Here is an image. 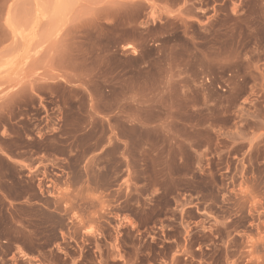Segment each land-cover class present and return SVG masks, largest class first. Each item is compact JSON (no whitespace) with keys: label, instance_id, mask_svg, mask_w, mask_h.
<instances>
[{"label":"rangeland","instance_id":"1","mask_svg":"<svg viewBox=\"0 0 264 264\" xmlns=\"http://www.w3.org/2000/svg\"><path fill=\"white\" fill-rule=\"evenodd\" d=\"M0 264H264V0H0Z\"/></svg>","mask_w":264,"mask_h":264},{"label":"crops","instance_id":"2","mask_svg":"<svg viewBox=\"0 0 264 264\" xmlns=\"http://www.w3.org/2000/svg\"><path fill=\"white\" fill-rule=\"evenodd\" d=\"M137 54H135L136 56ZM144 65V64H143ZM143 65L141 67H143ZM138 71L136 72V74H139L141 76H146L149 75L148 71L145 70H141V69H137ZM123 75H125L126 77L131 76L132 73H128V72H122ZM169 76H165V79H168ZM166 84V83H165ZM163 91H166L165 89V85H163ZM113 89H108V92H112ZM167 91H169V88L167 89ZM127 96L123 99L122 101V106H132L135 108V110L138 111L137 115L134 118V120L139 119V112H143L145 113V111L147 110H158L159 108L155 105V96L157 94H159L160 92H149L147 95L144 94V91L142 92V90L137 89L134 92H130L127 91ZM131 118V116H129V114H126V120H129ZM168 122L167 120H165L164 118L162 119H155L153 121H150L149 123H145L143 121H136V122H126L125 126H127V128L129 130H133V129H137L139 131H149V130H155L158 129L159 127H163L164 123ZM123 141H127V140H123ZM3 162L10 164L11 158L10 157H3Z\"/></svg>","mask_w":264,"mask_h":264},{"label":"snow or ice","instance_id":"3","mask_svg":"<svg viewBox=\"0 0 264 264\" xmlns=\"http://www.w3.org/2000/svg\"><path fill=\"white\" fill-rule=\"evenodd\" d=\"M127 2H130V0H103V3H110L114 7ZM129 47H131V45H129Z\"/></svg>","mask_w":264,"mask_h":264}]
</instances>
